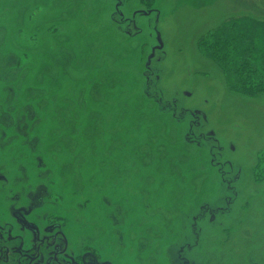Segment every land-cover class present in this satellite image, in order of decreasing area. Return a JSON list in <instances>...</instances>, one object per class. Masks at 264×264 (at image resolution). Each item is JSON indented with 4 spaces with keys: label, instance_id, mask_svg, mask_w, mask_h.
<instances>
[{
    "label": "rangeland",
    "instance_id": "obj_1",
    "mask_svg": "<svg viewBox=\"0 0 264 264\" xmlns=\"http://www.w3.org/2000/svg\"><path fill=\"white\" fill-rule=\"evenodd\" d=\"M146 2L0 0V219L112 264H264V94L197 44L264 0Z\"/></svg>",
    "mask_w": 264,
    "mask_h": 264
},
{
    "label": "trees",
    "instance_id": "obj_2",
    "mask_svg": "<svg viewBox=\"0 0 264 264\" xmlns=\"http://www.w3.org/2000/svg\"><path fill=\"white\" fill-rule=\"evenodd\" d=\"M146 3L153 6V0ZM261 33H264V23L232 19L201 36L197 42L199 50L222 68L230 89L244 96L264 94V45L257 38ZM31 125H35V121L32 120Z\"/></svg>",
    "mask_w": 264,
    "mask_h": 264
},
{
    "label": "flooded vegetation",
    "instance_id": "obj_3",
    "mask_svg": "<svg viewBox=\"0 0 264 264\" xmlns=\"http://www.w3.org/2000/svg\"><path fill=\"white\" fill-rule=\"evenodd\" d=\"M115 6L116 8L119 7V3ZM121 17H123V14H121ZM126 34L127 36H131L129 31ZM155 52L156 50L153 49V53L149 56L147 66L150 65ZM185 94L190 96L189 93ZM220 172L223 174L222 171ZM10 183H12L11 179L5 174H0V188L2 186L9 187ZM7 190L0 189V211L6 209L5 204L8 203L5 198L8 194ZM22 201L23 199L20 197L14 196L12 203L16 204ZM18 209H21V207ZM13 215L15 219V226L13 228H11L10 221L0 219V264H26V262L27 264H112L110 261H101L97 256L89 252L79 257L72 256L69 252L70 242L63 235L49 233L48 235H44L42 227L34 222L28 221L23 211L13 213L10 210L8 216ZM16 228L19 229V233L16 231ZM21 232L30 234V237L27 238L25 236L27 234L22 235ZM16 240L22 241L20 248H15L12 245ZM169 258L173 261V264H204L200 260L192 258L191 255H186L185 252H179L175 259L172 255L167 256V262ZM17 259L18 263L16 261Z\"/></svg>",
    "mask_w": 264,
    "mask_h": 264
},
{
    "label": "bare ground",
    "instance_id": "obj_4",
    "mask_svg": "<svg viewBox=\"0 0 264 264\" xmlns=\"http://www.w3.org/2000/svg\"><path fill=\"white\" fill-rule=\"evenodd\" d=\"M186 6H187V5H185L184 7H182V9H181V10H182V11H183V10H185V9H186ZM258 114H259V113L252 112V115H253V117H255V118H257V117H258Z\"/></svg>",
    "mask_w": 264,
    "mask_h": 264
},
{
    "label": "water",
    "instance_id": "obj_5",
    "mask_svg": "<svg viewBox=\"0 0 264 264\" xmlns=\"http://www.w3.org/2000/svg\"><path fill=\"white\" fill-rule=\"evenodd\" d=\"M158 40H159V42H160V44H161V47H160V48H162L163 44H162V41H161L160 37L158 38ZM188 95H189V94H188Z\"/></svg>",
    "mask_w": 264,
    "mask_h": 264
}]
</instances>
